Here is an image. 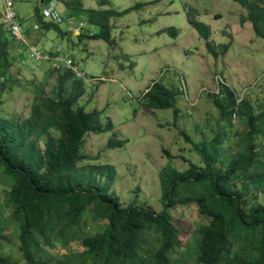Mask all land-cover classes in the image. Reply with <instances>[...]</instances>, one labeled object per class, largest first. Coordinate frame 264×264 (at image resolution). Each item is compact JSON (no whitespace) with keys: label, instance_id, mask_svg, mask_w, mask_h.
Listing matches in <instances>:
<instances>
[{"label":"trees","instance_id":"16d2710c","mask_svg":"<svg viewBox=\"0 0 264 264\" xmlns=\"http://www.w3.org/2000/svg\"><path fill=\"white\" fill-rule=\"evenodd\" d=\"M57 1L75 14L85 15L86 24L101 28L93 36L87 31L89 39H103L110 45L114 43L111 18L143 6L115 12L86 10L83 0ZM233 1L247 10L243 25L250 22L256 37L264 40V0ZM100 2L101 6L110 3ZM47 7L37 9L41 26H35V31H56L62 38L85 37L82 30L78 35L64 30L59 16L58 20L44 14ZM188 20L213 58L230 52L232 42L217 46L211 39V28L197 19L193 9ZM17 21L21 24L19 17ZM166 31L178 35L175 28ZM29 33L23 31L25 41L15 38L6 30L0 14L1 92L16 80L30 78L28 73L37 68L49 69L46 78L32 87L36 97L28 117L0 116V264H264V205L257 202L258 195L264 194V99L253 102L250 96L241 98L229 85L218 82V92L210 97L220 113L216 135L194 144L200 162L191 161L185 170L169 165L160 172L164 190L160 212L137 205L122 208L120 197L110 192L114 166L101 163L81 167L90 159L83 152L86 136L112 129V122L104 126L100 112L87 113L79 107L86 94L85 74L74 60L66 57L72 67L61 63L56 70L51 62L31 57V46L42 48L27 42ZM16 43L19 54L9 49ZM55 74L58 85L47 95V83ZM31 82L32 78L27 79ZM176 97L177 93L155 84L144 98L150 111L172 109L178 115ZM236 120L245 126L238 133ZM232 140L237 152L225 147ZM124 143L115 135L107 147H122ZM188 205L198 209L204 223L183 244L182 230L174 225L172 214L173 209ZM88 214L106 221L100 232L94 234L84 228ZM15 235L20 258L7 250L14 244ZM75 242L81 243L84 251L75 255L73 263L52 252L59 246L70 248Z\"/></svg>","mask_w":264,"mask_h":264},{"label":"rangeland","instance_id":"374dc122","mask_svg":"<svg viewBox=\"0 0 264 264\" xmlns=\"http://www.w3.org/2000/svg\"><path fill=\"white\" fill-rule=\"evenodd\" d=\"M13 1L23 31H30L27 42L40 44L42 50L54 53L61 47L58 53L74 60L79 71L85 74L86 94L79 107H84L87 113L100 112L104 126L112 122V129L86 136L83 152L90 159L81 167L87 169L101 163L114 166L110 192L120 197L122 208L137 205L160 212L164 193L160 172L169 165L185 170L191 161L200 162L194 144L216 135L220 113L210 97L218 92L217 80L229 85L241 98L247 95L253 102L264 99V40L256 37L250 22L243 25L242 17L247 15V10L233 0H109L110 3L103 6L101 0H83L86 10L121 12L143 5L111 18L112 45L103 39H89L85 35L87 31L101 32L100 27L89 23L82 29L85 37L81 40L76 36L58 37L56 31L46 34L43 30L35 31V26H41L37 9L50 3ZM190 9L196 11L199 21L211 28V39L217 46L232 42L227 55L215 59L208 53L205 41L189 24ZM3 12L0 0V14ZM56 13L66 31L78 27L80 19L87 20L85 15L75 14L61 1ZM169 28L177 30V37L163 32ZM9 49L19 54L20 45L16 43ZM28 60L34 63L29 57ZM48 73V67H40L28 73L31 83H27L30 78L25 77L8 84L3 92L0 89V116L28 117L36 97L31 93L32 87ZM155 84L177 93L178 115H174L172 109L150 111L147 108L144 97ZM57 85L58 74H55L47 83L46 94L51 95ZM244 127L241 122L237 123L235 133ZM182 133L189 136L191 142ZM115 135L116 140H125L124 146L107 147ZM235 145L236 141L232 140L225 147L233 151ZM2 190L0 184V201L3 200ZM257 202L264 205V194L258 195ZM173 210L172 221L182 230L180 239L184 244L190 241L204 219L194 205ZM85 218L84 228L94 234L106 225L103 218L93 214ZM6 227L13 229L10 224ZM13 240L14 244L7 250L20 258L16 235ZM83 251L78 242L67 249L59 246L56 251L52 250L59 259L72 263L75 255Z\"/></svg>","mask_w":264,"mask_h":264},{"label":"built area","instance_id":"2783aa9c","mask_svg":"<svg viewBox=\"0 0 264 264\" xmlns=\"http://www.w3.org/2000/svg\"><path fill=\"white\" fill-rule=\"evenodd\" d=\"M4 6L3 19L6 23V30L10 32L15 38L19 40H26V37L23 34L21 24L17 21L18 14L14 7L13 0H2ZM55 2L51 4V7L45 11V14L49 17H55L59 20L58 15L54 10ZM84 26V22L79 23V27L82 28ZM38 28V27H36ZM31 57L36 61H48L52 63L53 69L59 70L61 63L66 64L67 66H71V61L66 59L64 56L58 54L57 56H52L51 52L46 53L42 51L38 46H31ZM61 51V48H58L57 52ZM72 67V66H71ZM80 77L81 74L78 73Z\"/></svg>","mask_w":264,"mask_h":264},{"label":"clouds","instance_id":"9594fccd","mask_svg":"<svg viewBox=\"0 0 264 264\" xmlns=\"http://www.w3.org/2000/svg\"><path fill=\"white\" fill-rule=\"evenodd\" d=\"M2 1V0H1ZM14 2V1H13ZM55 2V5H54V10H55V12H56V7H57V5H58V1L57 0H52L51 2H50V4L48 5V7L44 10V14H45V11L47 10V9H49L50 7H51V4L52 3H54ZM2 3H3V1H2ZM15 6V5H14ZM4 7V6H3ZM18 14V13H17ZM57 14V13H56ZM58 15V14H57ZM2 16H3V13H2ZM4 17V16H3ZM19 17V16H18ZM81 21H79L78 23H77V25H78V27H76L75 29H69L68 31H72V32H78V34L80 33V31L84 28V27H86V20H82V19H80ZM80 22H84V26L82 27V28H80L79 27V23ZM36 27H38L39 28V26H36ZM38 28H35V29H38ZM90 34V36H93L94 34H93V32H90L89 33ZM61 48V47H60ZM218 82H219V80H217V89H218ZM221 82H222V80H221ZM236 123H237V120H236Z\"/></svg>","mask_w":264,"mask_h":264},{"label":"crops","instance_id":"0c3cea01","mask_svg":"<svg viewBox=\"0 0 264 264\" xmlns=\"http://www.w3.org/2000/svg\"><path fill=\"white\" fill-rule=\"evenodd\" d=\"M42 3L44 4L45 3V0H42ZM75 34L78 35V32L76 31Z\"/></svg>","mask_w":264,"mask_h":264}]
</instances>
